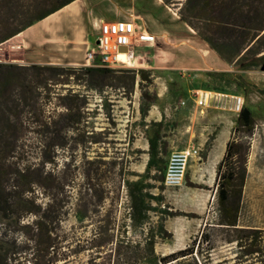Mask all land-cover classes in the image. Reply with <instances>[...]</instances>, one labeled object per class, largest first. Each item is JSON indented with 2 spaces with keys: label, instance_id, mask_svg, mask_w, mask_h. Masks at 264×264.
<instances>
[{
  "label": "rangeland",
  "instance_id": "1",
  "mask_svg": "<svg viewBox=\"0 0 264 264\" xmlns=\"http://www.w3.org/2000/svg\"><path fill=\"white\" fill-rule=\"evenodd\" d=\"M95 1V11L100 12L102 20L120 19L124 15L123 8L126 3L135 7L140 2L153 14L146 1ZM179 1L170 0L171 3L164 5L168 8L170 16L182 27L184 36L164 35L161 37L163 39L151 44L134 40L128 46L123 59L118 62L122 66L116 70L118 72L134 71L138 68L148 72L151 83L146 90L153 92L155 100L147 106L143 117L137 113L140 100L136 77L127 93L125 90V93H122L120 86L103 88L100 93L82 91L79 87L77 90L87 96V129L95 132L98 142L90 144L85 151L57 150L53 156L44 154L43 157L50 159L44 164H39L33 149L18 155L23 164H29V170L34 169L35 175L39 171L40 176H45L41 185L33 188L27 185L26 180L34 175L21 177L20 172H17L20 164L6 171L8 183L11 184V187L6 189V200L13 203L10 206L12 213L6 218L0 217V248H12V245H8L9 242H13L15 248L23 241V234L27 231L24 225L29 224L32 218L31 214H23V211L26 208L35 210L37 205L39 210L42 208L46 197L41 191H47L52 177L58 176L64 181L70 178L68 196L64 197V203L59 209V228L53 232L62 240L57 252L66 257L67 264H85L87 250L83 246V239L89 235L92 228L87 218L110 217L113 219L112 231L116 234L120 232L122 221L126 223L129 206L124 184L141 181L143 187L140 192H145L147 196L159 194L162 199L157 201L142 197V203L151 206V210L147 211V219L141 227L125 228L128 239L138 240L148 230L154 232L157 217L160 216L158 210L164 209L162 204H167L171 210H177L169 203L172 201L183 210H189L185 213H192V216L164 218L167 220V231L163 229L168 234L164 238L153 237L152 249L155 256L165 255L177 250L178 246L182 248L191 244L193 251L195 250L193 257L200 264H264V50L239 64L224 62L190 27L179 20L176 14ZM15 56L2 55L0 51V63H12L9 60L15 59ZM203 94V106L196 105L195 100ZM178 102L182 104L178 105ZM236 106H245L249 111L253 125L248 136L231 132ZM156 112L160 117L153 120ZM150 120L158 122V125L149 123ZM153 131L162 135L160 140L164 142L165 151L163 163L156 162L159 144L152 139ZM149 138L154 144V151L150 152H155L156 155H148L146 152V139ZM231 138L247 143L234 228L257 230V233L249 234L258 236L255 240L258 251L250 255H243L234 241H226L231 236H242L243 233L222 228L216 223L214 168L213 171L209 170L207 178L202 181L200 173L203 164L197 166L202 160L200 157L204 158L210 144L214 145L216 139L214 152L208 162V165L214 167L224 142ZM185 150H188L189 155L185 159L179 182L160 183V192L148 187L150 184H158L156 180L147 177L154 172V168H162L163 173L169 153ZM191 150L196 153H190ZM147 159L149 165L144 168ZM83 160L92 162L86 164L82 163ZM225 165L226 162L220 170H223ZM94 170L98 174V186L102 190L103 198L97 207L88 205L81 211L85 217L84 221L78 224L73 217L74 189L83 184L82 171L91 174ZM203 176L205 175L202 174ZM184 181L194 186H186ZM192 181H198L201 186L204 185V190L209 192L191 189L180 200L171 199L184 190V187L201 188ZM0 186L2 187V171ZM30 188L32 192L29 191ZM129 189L133 195L135 187L130 186ZM24 191L31 194L32 204L25 205L20 200ZM207 195L209 197L205 205L198 207L199 202ZM193 210L200 214L191 212ZM200 231L203 237L199 236ZM68 245L75 250L73 253L68 251ZM19 256L23 255L20 253ZM140 264L145 263L141 261ZM151 264H157L154 258L151 259Z\"/></svg>",
  "mask_w": 264,
  "mask_h": 264
},
{
  "label": "trees",
  "instance_id": "2",
  "mask_svg": "<svg viewBox=\"0 0 264 264\" xmlns=\"http://www.w3.org/2000/svg\"><path fill=\"white\" fill-rule=\"evenodd\" d=\"M73 1L75 0H0V42ZM161 2L165 5L171 3L170 0ZM176 14L181 22L190 27L226 63L239 64L264 50V0H180ZM116 70L68 64L0 63L1 218L12 213L10 206L13 202L6 200V189L11 187L5 174L9 168L14 169L20 164L17 172H20L21 177L34 175L26 180L27 185L32 188L41 185L45 177L40 176L39 171L35 175L34 169L29 170V164H23L18 155L33 149L39 164H44L50 161L48 157H43L44 154L53 156L57 150L85 151L90 144L98 142L95 132L87 129V96L77 90L79 87L82 91L100 93L103 88L120 86L121 92L127 93L136 77L140 100L137 113L144 116L147 106L155 100L153 92L146 90L151 83L148 72L141 68L134 71ZM149 123L158 125V122L151 120ZM252 125L248 109L239 106L231 132L248 136ZM160 137L162 135L153 131L152 139L159 144L157 163H163L165 156L164 142ZM152 139H146L148 155H156L155 152H150L154 151ZM246 150L245 141L231 138L224 142L222 154L214 166L213 195L217 206L216 223L222 228L243 233L242 236H231L226 241H234L243 255H250L258 251L255 244L258 236H249L250 233H257V230L234 228ZM200 158L203 159V156ZM91 162L92 160H83L82 163ZM225 162L224 169L220 170ZM146 165H149L148 159L144 168ZM147 177L158 182L148 187L160 192L162 168H154V172ZM81 179L83 184L74 189L73 203V217L78 224L85 217L81 211L88 205L97 207L103 198L95 170L91 174L82 171ZM69 181L70 178L64 181L58 176L52 177L47 187L48 192L41 191L46 197L42 208L39 210L37 205L35 210L26 208L23 211V214L29 213L32 216L29 224L24 225L27 231L23 234V241L15 248L13 242L8 244L13 246L10 249L0 248V264H67L66 257L57 252L62 240L53 231L59 228V209L64 203V197L68 196ZM184 184L194 186L186 181ZM124 185L129 200L126 223L122 221L121 230L116 234L112 231V218H87L92 228L83 239V246L87 250L85 264H140L141 261L151 264L152 258L157 264H200L193 257L195 250L193 251L191 244L165 255H154L153 237L164 238L168 234L161 221L171 216H192V213L171 210L165 203L162 204L164 209L158 210L160 216L157 217L154 232L148 230L138 240L126 237L125 228L141 227L147 219V211L151 210V206L142 203V197L157 201L162 198L159 194L147 196L145 192H140L143 187L141 181L125 182ZM130 186L135 187L133 195L130 193ZM199 187L201 188L195 189H204L201 185ZM29 191L32 192L31 188ZM29 191L20 198L25 205L32 204ZM199 236H204L201 231ZM67 249L72 253L75 251L71 245ZM20 253L23 256H19Z\"/></svg>",
  "mask_w": 264,
  "mask_h": 264
},
{
  "label": "crops",
  "instance_id": "3",
  "mask_svg": "<svg viewBox=\"0 0 264 264\" xmlns=\"http://www.w3.org/2000/svg\"><path fill=\"white\" fill-rule=\"evenodd\" d=\"M140 1H146L145 3L151 7L150 10L153 14H151L149 10L145 9V5L140 2L135 7L129 3H126L123 8L125 9V11H123L124 15L120 18L132 21L134 27L133 41L139 40V42L151 44L156 40L158 41V39H163L161 37H164V35L170 37H175V35L184 36L185 32L183 31L182 27L174 20V18H172V16H170L168 8L162 4L161 1ZM95 5V0H75L68 5H64L54 10L46 16L24 27L16 34L0 42V51L2 55H16L15 59L9 60V62L16 64L81 65L86 42L91 38V35L94 32L95 22L98 19H103L100 15V12L95 11ZM136 35H140V37H142L137 38ZM154 117L155 118H153V120H156L158 117H160L159 113L156 112ZM216 139L214 140V145L213 143L210 144V147L207 149L204 158L198 162V167L203 164L200 173V179H202V181H204L203 178H207L209 170L213 171L214 167L208 165V162L212 153L214 152ZM222 151L214 163H216L220 158ZM202 174L205 176L202 177ZM194 183L202 185L198 181H195ZM184 188V190L174 197H171V199L180 200V198L183 197L185 193L191 191V189H195L188 187ZM195 190L203 193L208 191L204 189ZM208 197L209 195H207L205 199H202L199 202L198 207L205 205ZM171 202L169 203L173 208L183 212L189 211L183 210L179 206L175 205V203ZM191 212L200 214L196 210ZM165 220L166 219L163 220L164 227L166 225L165 223L167 222V220ZM170 234L173 238V234ZM178 248L180 247L178 246L176 249Z\"/></svg>",
  "mask_w": 264,
  "mask_h": 264
},
{
  "label": "built area",
  "instance_id": "4",
  "mask_svg": "<svg viewBox=\"0 0 264 264\" xmlns=\"http://www.w3.org/2000/svg\"><path fill=\"white\" fill-rule=\"evenodd\" d=\"M134 27L131 20H101L95 22L94 32L86 42L83 52L82 66L104 67L108 69L122 68L118 64L125 56L128 46L133 42ZM141 38L140 35H136ZM205 95L197 97L195 104L203 106ZM182 102H178L181 105ZM236 106V110H237ZM188 150L183 152L169 153L166 165L162 173L161 184H176L179 182ZM190 153H196L191 150ZM171 176V177H170Z\"/></svg>",
  "mask_w": 264,
  "mask_h": 264
},
{
  "label": "bare ground",
  "instance_id": "5",
  "mask_svg": "<svg viewBox=\"0 0 264 264\" xmlns=\"http://www.w3.org/2000/svg\"><path fill=\"white\" fill-rule=\"evenodd\" d=\"M120 58H122L123 59V56H120ZM222 139V138H221ZM222 143V142H221ZM218 147V146H217ZM220 147V146H219ZM222 148H223V146H222ZM218 151H220V150H218ZM216 154H217V152H216ZM171 177V176H170Z\"/></svg>",
  "mask_w": 264,
  "mask_h": 264
}]
</instances>
